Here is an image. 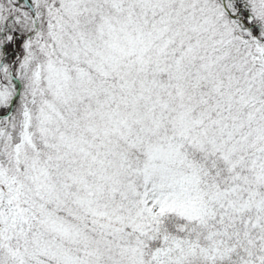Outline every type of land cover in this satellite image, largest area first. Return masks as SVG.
<instances>
[{"label":"snow or ice","instance_id":"snow-or-ice-1","mask_svg":"<svg viewBox=\"0 0 264 264\" xmlns=\"http://www.w3.org/2000/svg\"><path fill=\"white\" fill-rule=\"evenodd\" d=\"M0 264H264V0H0Z\"/></svg>","mask_w":264,"mask_h":264}]
</instances>
